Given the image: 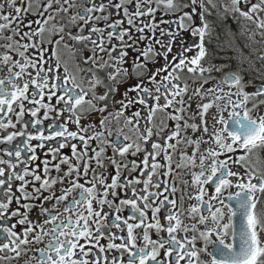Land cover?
Wrapping results in <instances>:
<instances>
[{
	"label": "snow or ice",
	"instance_id": "obj_1",
	"mask_svg": "<svg viewBox=\"0 0 264 264\" xmlns=\"http://www.w3.org/2000/svg\"><path fill=\"white\" fill-rule=\"evenodd\" d=\"M0 264H264V0H0Z\"/></svg>",
	"mask_w": 264,
	"mask_h": 264
}]
</instances>
